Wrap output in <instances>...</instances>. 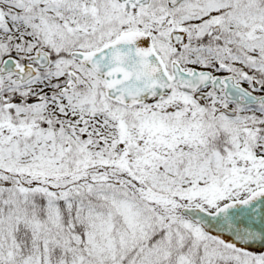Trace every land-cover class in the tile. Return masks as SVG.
I'll return each instance as SVG.
<instances>
[{"label":"snow or ice","instance_id":"6c2138e0","mask_svg":"<svg viewBox=\"0 0 264 264\" xmlns=\"http://www.w3.org/2000/svg\"><path fill=\"white\" fill-rule=\"evenodd\" d=\"M0 264H264V0H0Z\"/></svg>","mask_w":264,"mask_h":264}]
</instances>
